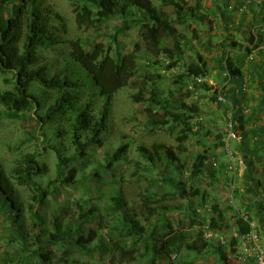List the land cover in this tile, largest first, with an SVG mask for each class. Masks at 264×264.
I'll list each match as a JSON object with an SVG mask.
<instances>
[{"label":"trees","instance_id":"1","mask_svg":"<svg viewBox=\"0 0 264 264\" xmlns=\"http://www.w3.org/2000/svg\"><path fill=\"white\" fill-rule=\"evenodd\" d=\"M185 1L191 2L188 8L184 7ZM44 2L0 0V76L10 87L0 91V120L22 117L38 120L43 126L58 118L62 124L52 137L62 140L68 135L72 152L67 156L63 143L46 145L36 151L20 152L7 168L0 163V218L4 223L1 239H5L0 246V264H88L83 259H91L95 254L100 258L109 257L111 264H136L140 260L143 264H255L254 257L247 258L245 263L239 261L238 238L254 231L252 215H257L263 230L258 229L261 236H257L264 246V212L259 215L254 204L251 215L235 209L231 203L223 207L215 199L209 206V214L201 216L198 206H205L210 197L209 187L218 185L221 177L228 185L232 180L229 165L226 175L225 170L215 166L214 158V151L225 146V136L228 137L229 132L239 131L235 134L240 139V150L245 152L243 160L249 156L264 166V126L248 128L264 119V69L251 61L247 69L241 71L245 59L264 44V31L257 35L252 49L249 47L254 43L251 33L246 39L249 45L246 48L235 40L229 45L219 43L218 49L222 52L213 58L214 66H209L208 58L200 52H196V60H186V52L191 50L193 43L203 52L217 49V45L211 44L212 20L206 23V31L197 25L209 17L201 12L202 0H159L158 7L151 0H73L74 22L78 28L101 35L102 25L113 20L118 23L106 46L96 39L58 41L48 29L46 19L54 22V29L63 34L67 31L65 19L42 8ZM223 3L226 11L227 0ZM168 7L173 8L171 18L164 11ZM190 25L195 27L187 38L186 30ZM134 28L138 30L140 51L150 57L146 67L165 71L182 67L172 80L178 97L174 91L165 94L155 82L148 83L154 77L157 82L161 80L158 72L143 75L142 82L148 81L147 87L141 84L131 97L133 103L145 105L146 120L141 121V126L166 129L177 146L171 149L162 143H153L137 148L146 165L136 164L134 172L139 183L145 184L142 188L145 194L138 195L141 196L139 208L124 197V177L119 164L127 160L128 144L119 146L111 154L104 153L90 174L77 178L79 171L71 167L65 175L59 174L43 186L38 177L45 167L37 160L42 152L53 151L59 171L76 161H80L78 169L82 172L87 165H92L87 151L102 146V134L108 129L115 95L128 87L141 71L136 54L139 43L130 53L110 54L111 43H116L119 36ZM54 44L65 45L67 59L90 78L92 88L87 103L78 104L74 93L81 83L72 81L68 75H50L46 68L33 69L39 52ZM226 48L236 49L241 54L230 62L226 58ZM263 55L261 51L258 57ZM215 71L228 72L236 84L225 91V99L230 104L225 107L218 101L220 92L207 82L219 80ZM246 73L250 79L257 76L258 100L248 99L243 80ZM34 83L52 94V101L43 114H39L41 104L32 93ZM190 84L193 91L189 89ZM82 85L87 88L86 83ZM212 89V101L219 109L226 108L219 115L224 130L219 126L215 130L203 126L199 100ZM199 91L204 95L197 94V102H188ZM97 99L100 101L96 102ZM252 101L253 106L249 104ZM213 131L218 132L210 142L208 137ZM191 138L197 139L202 149L187 162L184 154ZM33 139V136L29 138ZM249 139L254 141L251 150L247 148ZM146 171L148 177L144 176ZM106 173H110L111 180L104 179ZM208 180L209 184L205 185L204 181ZM57 184L60 187L81 186L83 191L74 201L75 210L58 204L46 218L47 201L57 193ZM236 193L240 197L239 190ZM174 199L184 201L180 208L167 204L166 201Z\"/></svg>","mask_w":264,"mask_h":264},{"label":"rangeland","instance_id":"2","mask_svg":"<svg viewBox=\"0 0 264 264\" xmlns=\"http://www.w3.org/2000/svg\"><path fill=\"white\" fill-rule=\"evenodd\" d=\"M153 5L155 7H158L159 0H151ZM205 2L206 6L208 5L209 0H206ZM73 0H45L43 7L44 9L52 10L58 14H60L66 22V33L63 34L62 32L56 31V24L49 19H46V24L50 32L54 35V37L60 41V40H71V39H80L85 41H92V40H102L105 46L107 44H110V35L113 33V28L118 23L113 20L111 22H108L104 25H102L99 30L101 35L96 34L95 32H91L86 30L84 27L78 28L77 25H75L74 22V6L72 4ZM185 8H188L191 5L190 1H185ZM193 6V5H192ZM208 10V7H206ZM164 11L171 17L174 16L173 8L168 7L164 9ZM232 18V17H231ZM207 21L203 20L202 22L199 21L197 25H200V30H207L206 23H208V20L210 21V17H206ZM198 22V21H197ZM214 21H211L212 25L214 26ZM196 24V22H194ZM194 25H190V27L186 30V36L187 38H190L191 30L194 28ZM199 27V26H198ZM105 33L104 36L102 34ZM139 37H138V30L134 28L133 30L128 31L127 33L119 36L117 38L116 43H111V55H115L116 53L119 54H126L130 53L135 49V44L139 43ZM53 44V43H52ZM137 54V64L140 68V74L134 81L126 88L119 91L112 102V107L109 114L108 119V129L107 131L102 134V146L101 147H93L87 151L88 157L92 160V165H87L86 169L82 172L79 168L80 161H76L70 164H67L61 168L59 171L57 168V159L51 149H49L47 152H42L40 155L37 156V160L39 161L40 165L45 167V171L43 174L38 177V181L43 185L46 186L49 181H53L59 174L65 175V173L71 169V167H75L79 173H77V178H81L82 175H87L91 173V168L96 163V161H100L104 157V153H113L115 149H117L119 146L128 144L129 148L126 153L127 160L124 162H121L119 165L121 166L120 171L123 173V189H124V197L127 200V202L134 207L139 208L141 205V196H138L139 193L145 194L144 191H142V188L145 186L143 179H141V182L139 183L136 175H134V172L136 170V164H142L145 165V161L141 158L140 154L138 153L137 148L141 145L144 146H150L153 143H162L164 146H169L171 149L175 148L177 146V143L174 140V137L169 134V132L166 129H147L144 126H141V121H145V105L140 103H133L131 97L134 93L138 91L139 86L147 87L146 82L143 79V75L149 76L150 74L156 73L161 76V80L157 82V79L154 77L151 82H155L154 85L158 87L162 92L167 94L168 92L174 91L175 97H178L175 93L174 87L172 85V80L176 74L182 71L181 65L178 66V68L165 71L162 68L159 70H156L154 68H148L146 67V63L149 60V56L143 54L141 48V43ZM191 50L186 52V56L188 57L186 60H196V54L198 52L202 53L203 56L207 59L208 58V65L214 66L216 62H214V57L217 56V53L214 51H211L210 53L203 52L202 49L197 44H192L190 46ZM67 52L68 48L65 45L60 44H54L52 46L47 47V49L41 50L39 52L38 59L33 66V69L37 68H46V72L50 75H68L72 81L79 82L80 88L76 89L74 93L76 94L78 104H85L89 101V92L91 91V80L86 75V73L75 63H73L71 60L67 59ZM197 52V53H196ZM210 58H209V57ZM161 60V58H160ZM155 74L154 76H156ZM223 73L217 72L214 73L216 75L215 77L219 78L217 82L210 84L212 85L213 89L217 88L219 95L222 101L221 104L225 107V105H228L225 101V94L226 90L230 88V85H224L222 84L223 80ZM10 78V76H7ZM4 77L0 76V91H5L10 89L9 86H6L3 83ZM150 80V79H149ZM83 83H86L87 88L83 87ZM193 91V85L190 84V88ZM213 89L207 94V96L199 100L200 102V108H201V117L203 121V126L206 128H212L216 129L217 126L223 128L224 130V123L221 117L219 115L222 113L223 110L226 111V108L222 107L219 109L215 102L212 101L213 96ZM95 90V89H94ZM215 90V89H214ZM33 95L36 96V98L39 100L41 104V109L38 110L39 114H43L46 110V108L49 106V104L52 101V94L41 88L37 84H33L32 88ZM223 95H222V94ZM198 95H204L202 91H199L198 93H195L193 96H191L188 99V102H197L196 98ZM100 100L97 99L96 102H99ZM198 102V103H199ZM95 105V104H94ZM1 110V107H0ZM230 114V113H228ZM34 118L37 119L36 116ZM38 121V120H37ZM36 120H31L29 118H16V119H1L0 120V163L3 167H9L12 162L15 160L16 156L20 152H32L36 151L37 149L41 148L42 146H48V145H61L63 143L65 149L64 151L67 153V156L72 152V148L69 143V136L64 135V138L62 140L53 138V133L57 131L59 125L62 124L60 119L56 118L54 122L41 125ZM233 125V124H232ZM218 131H213L210 136L208 137L210 142H213L215 139V134ZM226 131L222 132L225 133ZM236 134H238L239 131H234ZM230 133V132H229ZM228 133V135H229ZM233 133V132H232ZM234 133V134H235ZM203 134V133H202ZM227 134V133H226ZM235 134V135H236ZM33 136L35 139L29 140V138ZM203 137V135H202ZM226 144L224 147H220L219 149L214 151V158L216 159L215 166L220 168L223 172L225 170V173L227 175V166L229 165L232 167V161L235 164V171H231L230 178L232 179L229 182V185L227 183H223L222 177L220 178V181L218 185H211L209 187L210 197L207 198V202L204 207L198 206V211L201 216H207L209 214V206L214 202L216 199L223 207L224 205L233 204L235 209H238L242 212H249L253 213L249 206L247 205V202L249 203L252 201V192L248 193L246 195H243L242 191L245 190V180L241 178L242 171H243V157L245 156L244 150H240L239 147V140H233L225 136ZM237 137V135H236ZM238 138V137H237ZM203 139V138H202ZM38 140V141H37ZM188 150L186 152V155L184 154V158L187 162H191L193 155L198 153L202 147L200 145V142L195 139L191 138L188 142ZM19 147V148H18ZM226 148H228V153L226 152ZM146 166V165H145ZM148 172H144V176L148 177ZM224 174V173H223ZM229 175V174H228ZM105 180H111L110 173H106L104 176ZM208 181H204L205 185L209 184ZM226 184V185H225ZM58 185V184H57ZM239 190L241 195L240 197H237L236 191ZM83 188L81 186L72 188V187H60L58 185V191L55 193V195L51 196L48 199V204L46 206V210L44 212L46 218L47 216H50V213L58 204H64V206H67L68 208H71L72 210L76 209V206L74 205V201L80 194L82 193ZM246 193V192H245ZM21 194H25V192L21 191ZM56 196V198H54ZM250 196V198H249ZM167 204L175 206L180 208V206L184 203V201H179L177 199L166 201ZM253 206V205H251ZM250 206V207H251ZM228 207V206H226ZM248 208V209H247ZM264 211V207H262L260 214ZM231 214V213H230ZM229 214V215H230ZM259 214V215H260ZM252 215V214H251ZM175 215H172V218ZM257 215H252V224L254 226V230L256 234L261 236L258 229L262 232V227H259V224L257 222ZM3 227L4 223L2 219L0 218V246H2L5 242V239H1V236H3ZM227 236H229V233H225ZM93 238H95L93 236ZM220 238V237H217ZM262 239H260L261 241ZM264 240V239H263ZM261 246V245H260ZM240 247V246H239ZM262 249H264V246H261ZM240 252H243V250H240ZM248 252H246L247 254ZM57 258H59V254H56ZM94 255L91 259H83L85 263L88 264H111L109 257ZM248 256L247 258H249ZM210 260V258H208ZM201 261H199L200 263ZM123 264V263H118ZM136 264H143V262L140 260Z\"/></svg>","mask_w":264,"mask_h":264},{"label":"crops","instance_id":"3","mask_svg":"<svg viewBox=\"0 0 264 264\" xmlns=\"http://www.w3.org/2000/svg\"><path fill=\"white\" fill-rule=\"evenodd\" d=\"M245 1V4H244ZM206 0H202V14H208L211 18L210 20L214 21V31L211 32L213 36L211 40V44L217 49L213 50L217 53H221L218 49L219 43H226L227 45L231 44L233 40L243 45V48L249 46L246 42V39L249 38V34L254 36V43L249 47L252 49L254 44L257 43L258 34H261L264 31V1L263 0H227L228 7L225 11L224 9V0H209L210 6H206ZM208 7V10L206 9ZM243 16H245L243 18ZM232 17V20L231 18ZM217 36V37H215ZM215 37V38H214ZM228 61L234 62L236 57L241 54L236 49L226 48ZM264 51V44L255 49L247 59H245L243 66L241 67V71H245L248 67L249 62L253 61L254 63L260 65L262 69H264V55L259 58V52ZM216 73V71L214 72ZM228 75V79H225V76ZM224 85H230V88L235 87V83L232 82L231 76H229L228 72L222 74ZM243 81L246 87V93L248 95V99L250 100H258L259 96L256 91V83L258 82L257 76L250 79L249 74L243 75ZM264 81V78H263ZM209 84L215 83L214 80H207ZM229 88V89H230ZM227 89V90H229ZM226 101V99H225ZM250 102L251 106L254 105V102ZM229 104V101H226ZM230 105V104H229ZM260 125L264 126V119L262 118L257 123L251 124L248 128H256ZM251 139V138H250ZM247 143L248 150L253 149V140H250ZM251 164L253 167H251ZM241 178L245 180V190L242 191L243 195H246L247 192H252V201L249 199L245 202L249 206L250 210L253 212V208L255 206H251L256 204L257 209L261 211L262 207H264L263 193H264V166H262V162H257L254 158L247 157L243 160V171ZM246 192V193H245ZM250 198V196H249ZM251 206V207H250ZM255 211V210H254ZM262 211L261 214H263ZM253 214V213H251ZM260 214V215H261Z\"/></svg>","mask_w":264,"mask_h":264},{"label":"built area","instance_id":"4","mask_svg":"<svg viewBox=\"0 0 264 264\" xmlns=\"http://www.w3.org/2000/svg\"><path fill=\"white\" fill-rule=\"evenodd\" d=\"M260 2V0H259ZM219 101H222V99L219 97ZM228 137L233 140H239V138L236 137V135L232 132L229 133ZM232 167L229 166V170L235 171V164L232 161ZM251 226L254 228L253 224ZM259 237L257 236L255 230L252 231L248 236L245 237H239L238 242L239 246L238 249L243 250V252L239 251V261L242 263H245V260L248 256L254 257L255 264H264V249L261 248L259 243ZM246 252H248L246 254Z\"/></svg>","mask_w":264,"mask_h":264}]
</instances>
